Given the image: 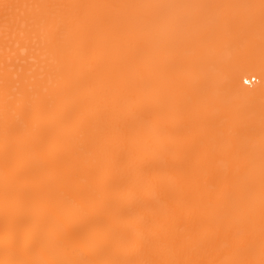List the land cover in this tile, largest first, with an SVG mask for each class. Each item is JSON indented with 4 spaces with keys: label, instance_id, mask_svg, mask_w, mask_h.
<instances>
[{
    "label": "bare ground",
    "instance_id": "bare-ground-1",
    "mask_svg": "<svg viewBox=\"0 0 264 264\" xmlns=\"http://www.w3.org/2000/svg\"><path fill=\"white\" fill-rule=\"evenodd\" d=\"M5 3L0 262L261 264L264 0Z\"/></svg>",
    "mask_w": 264,
    "mask_h": 264
},
{
    "label": "snow or ice",
    "instance_id": "snow-or-ice-1",
    "mask_svg": "<svg viewBox=\"0 0 264 264\" xmlns=\"http://www.w3.org/2000/svg\"><path fill=\"white\" fill-rule=\"evenodd\" d=\"M21 7H28V6L8 4V3L0 5V8L3 9V18L5 23L14 22L17 17V13ZM261 52L262 55H264V40H262L261 43ZM0 264H7V262H0ZM53 264H65V262L57 261V262H53ZM87 264H93V262H87ZM113 264H119V262H113ZM124 264H141V262L127 261L124 262ZM143 264H168V262H143ZM172 264H195V262L176 261V262H172ZM261 264H264V260L261 261Z\"/></svg>",
    "mask_w": 264,
    "mask_h": 264
},
{
    "label": "rangeland",
    "instance_id": "rangeland-1",
    "mask_svg": "<svg viewBox=\"0 0 264 264\" xmlns=\"http://www.w3.org/2000/svg\"><path fill=\"white\" fill-rule=\"evenodd\" d=\"M255 77H251V80H253ZM258 83V78H256L255 81L251 82V83H245V85L249 86V87H252L253 85L257 84Z\"/></svg>",
    "mask_w": 264,
    "mask_h": 264
},
{
    "label": "built area",
    "instance_id": "built-area-1",
    "mask_svg": "<svg viewBox=\"0 0 264 264\" xmlns=\"http://www.w3.org/2000/svg\"><path fill=\"white\" fill-rule=\"evenodd\" d=\"M255 80H256V78H255V79H253V80H251V79H250V83H251V82H253V81H255Z\"/></svg>",
    "mask_w": 264,
    "mask_h": 264
}]
</instances>
